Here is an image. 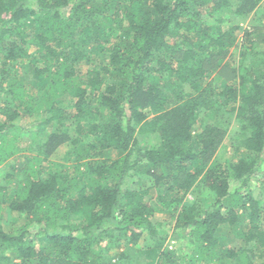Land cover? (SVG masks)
I'll use <instances>...</instances> for the list:
<instances>
[{
	"label": "trees",
	"instance_id": "16d2710c",
	"mask_svg": "<svg viewBox=\"0 0 264 264\" xmlns=\"http://www.w3.org/2000/svg\"><path fill=\"white\" fill-rule=\"evenodd\" d=\"M22 149L0 264H264V0H0V167Z\"/></svg>",
	"mask_w": 264,
	"mask_h": 264
},
{
	"label": "rangeland",
	"instance_id": "374dc122",
	"mask_svg": "<svg viewBox=\"0 0 264 264\" xmlns=\"http://www.w3.org/2000/svg\"><path fill=\"white\" fill-rule=\"evenodd\" d=\"M261 11H263L262 7L257 9L256 14L251 13L248 16L247 20L243 23L244 29L249 28L251 26L252 21H254L256 19L257 15H261V13H262ZM241 36H242V33H239V34L237 33V37L240 38ZM256 45H258V46L254 47L255 50L261 51V47H262L261 46V38H260V41L258 43H256ZM236 64H238V63H236ZM15 69L19 73H21L23 71V69L18 67V66H16ZM80 70L84 71L85 67L81 66ZM28 75H29V72H26V74H25L26 79H24V81H26V84H29V82L31 80V79H29ZM5 87H7V85H6V83H3L1 86V90H4ZM40 117H41L40 115L39 116L36 115L33 118L27 120V123L30 124L32 122H36L37 120L40 119ZM231 132L233 133V130H231ZM32 142H33V139L31 138V136H28V135L22 136L20 139L21 148L26 149V147L30 146ZM222 145L223 146L219 148V150L217 151V153L215 155L217 161L225 162V163H227V161H228V162L235 163L238 160L239 155H238L237 159L234 158V156H232V151L228 145V142L224 141ZM25 149H22L21 152H19L13 158L6 161L0 167V184L4 187L3 194L5 195V197H4L5 201L2 204L4 208H6V206L9 204V199L12 196L9 194L12 193V190L15 189L16 183L18 181L20 182V181L24 180L22 173H19L18 171L23 169L24 165H26L25 164L27 162L26 157L34 154L33 151H29V150H25ZM69 152H70L69 147L63 145V146L59 147L57 149V151L50 157V161L60 164L61 167H63V170L65 172L71 173L72 172V166L75 165L76 163H75L73 155H70ZM9 177L11 179H9ZM259 178H261V176H259ZM7 179L13 181L12 185H10V186L7 185V183H6ZM255 179L252 180V186L254 188L253 189V195L256 198H259L260 202L262 201V206L264 208V197L261 198V194L259 195V189H258L261 181L258 180V177H256ZM234 185H235V182L230 179V187L234 188ZM239 214H241V212H239ZM156 218L158 220H160V219L169 220L167 215L160 214V213L156 214ZM25 221H26V218L24 216L18 215L17 213L12 212V211H9L5 214L2 212V216L0 215V223L6 232L13 227L20 226V225L24 224ZM165 229H167V228H165ZM167 232H168V236H170V234H171L170 230H168ZM125 239L126 238L121 239L118 246L115 243H109V241L107 239H105L102 242V245H108L109 246V248H108L109 256H112L113 258L116 259L119 257V254H122L123 250H124V252L126 251L124 249V246H123V244L126 242ZM173 241L174 240H172V239L169 241V238H168V242L173 243V244H170L172 246V248H174V242ZM145 243H146L145 240H141V241H139V243H137V245H134V246L129 245V247H132V248L127 252V254H129L131 256H135V252L137 250L148 246V244L146 243V245H145ZM262 260L264 261V258Z\"/></svg>",
	"mask_w": 264,
	"mask_h": 264
}]
</instances>
